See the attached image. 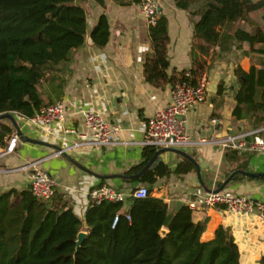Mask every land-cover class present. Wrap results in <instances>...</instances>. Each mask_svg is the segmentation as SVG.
<instances>
[{
  "label": "trees",
  "instance_id": "obj_1",
  "mask_svg": "<svg viewBox=\"0 0 264 264\" xmlns=\"http://www.w3.org/2000/svg\"><path fill=\"white\" fill-rule=\"evenodd\" d=\"M94 1L104 7L103 0ZM173 1L197 17L193 40L198 42L193 46L200 53L217 47L220 54L238 51L264 56V29L251 17L264 8V0ZM217 19L238 25L232 34L220 36ZM86 28V11L76 0H0V146L13 132L4 115L29 118L42 105L60 99L72 52L83 45ZM148 32L152 51L143 59L146 82L172 86L189 71L187 79L194 84L202 62L195 69L167 72L168 22L158 10ZM90 37L98 47L107 43L109 24L104 13ZM233 73L237 80L233 117L247 119L254 128L264 126V61L252 63L247 71L236 65ZM222 90L223 82L218 85V92ZM158 149L144 146L141 161L123 173L127 182L148 185L146 196L129 197L127 207L118 201H90L83 220L72 208L64 210L67 205L55 196L50 200L35 197L29 186L1 192L0 264H240L239 249L228 228L219 225L211 240L202 241L206 218L195 222L186 204L172 212L152 194L159 178L195 168L185 157L171 171L160 155L146 167ZM83 228L86 234L78 244ZM256 264H264V254Z\"/></svg>",
  "mask_w": 264,
  "mask_h": 264
},
{
  "label": "crops",
  "instance_id": "obj_2",
  "mask_svg": "<svg viewBox=\"0 0 264 264\" xmlns=\"http://www.w3.org/2000/svg\"><path fill=\"white\" fill-rule=\"evenodd\" d=\"M103 1L104 7L94 0H76L86 11L87 28L83 45L72 52L70 73L59 99L66 107L65 119L50 125L49 133L45 126L32 124L12 113L21 135L5 118L4 121L13 127L12 134L18 136V142L9 154H3L8 138L0 146V193L10 188L28 187V172L18 168L42 159L38 166L55 180L54 196L60 199V204L72 208L81 220L89 205L88 192L92 187L108 185L119 190L140 185L148 187L125 181L123 173L141 161L144 146L137 142L142 140L147 119L170 100V84L156 87L144 78L143 59L152 49L140 3L135 0ZM156 2L158 11L168 22V74L195 69L198 62H202L199 72L207 75L206 99L188 109L186 133L193 138L219 139L254 130L264 138V126L254 128L247 119L236 120L232 115L233 93L237 88L234 67L239 65L247 71L252 63H258L252 61L253 56H258L259 60L262 56L253 52L238 56V51L220 54L217 47L209 48L208 54L200 53L193 46L198 42L193 40V23L197 17L177 8L173 0ZM101 13L107 17L109 37L103 47H98L92 42L90 31ZM217 22L220 36L232 34L236 27V23L226 20L217 19ZM221 82L223 90L218 92ZM85 109L95 110L108 121L122 125L117 139L132 144L84 145L55 154L86 132L82 114ZM180 150L196 161L200 179L194 168L179 174L171 172L152 185V194L162 198L172 212L194 200L197 194L217 189L218 184L235 170L264 173V152L222 148L217 143L186 146ZM160 157L174 171L177 163L187 156L166 151ZM233 176L222 190L264 201V179L243 173ZM128 204L127 201L125 207ZM192 217L195 222L207 219L202 241L211 240L219 225L228 228L238 246L240 264H256L264 254V224L256 215L241 216L222 207H200L192 210ZM81 232L86 234L84 228Z\"/></svg>",
  "mask_w": 264,
  "mask_h": 264
},
{
  "label": "built area",
  "instance_id": "obj_3",
  "mask_svg": "<svg viewBox=\"0 0 264 264\" xmlns=\"http://www.w3.org/2000/svg\"><path fill=\"white\" fill-rule=\"evenodd\" d=\"M140 9L146 19L147 25L155 23L158 4L156 0H141ZM191 77L189 71H185L184 78H178L170 87V100L157 108L149 117L143 129L142 140L137 142L141 146H155L158 148L181 149L205 143H217L222 148L233 147L249 149L256 152H264V138L258 135V131L241 132L237 135H227L219 139H206L205 137L193 138L186 133L185 116L190 107L201 103L206 99L207 75L199 72L192 84L187 78ZM86 132L79 134V140L72 141L67 147L59 149L55 154L66 153L68 149L84 145L110 146L115 144H132L125 140H118L117 136L123 130L122 125L111 122L92 109L82 112ZM66 107L62 100H56L50 104L42 105L31 117L26 118L32 124L45 126L50 133V125L65 119ZM215 122V119L211 120ZM18 142V136L12 134L8 138V144L3 154L14 151ZM42 160V159H41ZM41 160L30 161L18 169L28 172V185L32 194L41 200H50L55 194V180L38 165ZM147 194V186L140 185L135 189L119 190L108 185H99L90 188L88 197L92 203L99 204L103 201H118L126 204L129 197H144ZM191 210L200 207H222L230 213L250 216L256 215L264 224V201L256 200L247 195L234 194L224 190H207L197 194L196 198L188 201ZM68 206L64 207L66 210ZM128 219L129 215L126 216ZM117 218H115L114 223Z\"/></svg>",
  "mask_w": 264,
  "mask_h": 264
},
{
  "label": "water",
  "instance_id": "obj_4",
  "mask_svg": "<svg viewBox=\"0 0 264 264\" xmlns=\"http://www.w3.org/2000/svg\"><path fill=\"white\" fill-rule=\"evenodd\" d=\"M4 118H8V119L11 121L12 125L14 126V128L16 129L17 133H18L19 135H21L20 128H19V126L17 125L16 121L14 120L13 116H12L11 114H6V115H4ZM166 151L178 152V153H180V154H183V155L189 157L188 155H186V154H185L182 150H180V149H176V148H160V149H158V150L156 151V153H155V155L152 157V159H151L150 161H148L146 167L149 166V165H150V164L156 159V157H157L158 155H160V154H162L163 152H166ZM190 159L193 161V163H194V165H195V168H196L197 176H198L199 179H200V176H199V175H200V168H199L198 164L196 163V161H195L193 158L190 157ZM236 173H243V174H245V175H247V176H250V177H252V178H262V179H264V173H248V172H244V171H241V170H235V171H233V172L229 175V177H227V178L222 182V185H221L220 187H218L217 189H214V191H219V190H221V189H222V188H223V187H224V186L230 181L231 177H232L234 174H236ZM84 236H85V233H83V232H80V233L78 234V239H77L78 244H80V242L82 241V239L84 238Z\"/></svg>",
  "mask_w": 264,
  "mask_h": 264
},
{
  "label": "rangeland",
  "instance_id": "obj_5",
  "mask_svg": "<svg viewBox=\"0 0 264 264\" xmlns=\"http://www.w3.org/2000/svg\"><path fill=\"white\" fill-rule=\"evenodd\" d=\"M262 15H264V8L259 12L251 14V17L259 26H261L264 29V18L262 17ZM237 25L235 24V26H237ZM242 25H243V27L250 28V26L247 23H243ZM246 48H247V45H246ZM240 55H242V54L239 52L238 56H240ZM260 59H262V61H264V56H262ZM252 61H254V62L259 61L258 56L254 55L252 58Z\"/></svg>",
  "mask_w": 264,
  "mask_h": 264
}]
</instances>
